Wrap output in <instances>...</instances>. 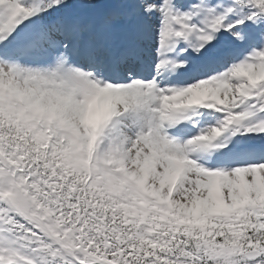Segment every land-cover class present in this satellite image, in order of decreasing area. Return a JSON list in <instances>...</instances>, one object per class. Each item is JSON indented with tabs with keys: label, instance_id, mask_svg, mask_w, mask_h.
Masks as SVG:
<instances>
[{
	"label": "snow or ice",
	"instance_id": "obj_1",
	"mask_svg": "<svg viewBox=\"0 0 264 264\" xmlns=\"http://www.w3.org/2000/svg\"><path fill=\"white\" fill-rule=\"evenodd\" d=\"M0 264H264V0H0Z\"/></svg>",
	"mask_w": 264,
	"mask_h": 264
}]
</instances>
